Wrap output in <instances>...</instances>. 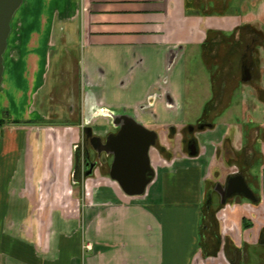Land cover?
I'll return each instance as SVG.
<instances>
[{"label": "crops", "instance_id": "0c3cea01", "mask_svg": "<svg viewBox=\"0 0 264 264\" xmlns=\"http://www.w3.org/2000/svg\"><path fill=\"white\" fill-rule=\"evenodd\" d=\"M59 44L58 69L75 68L79 79L60 85L56 120L31 103L10 119L29 123L3 127L0 264H264V0H24L5 53L6 105L16 104L25 69L50 68L47 47ZM194 48L219 68L197 118L213 125L191 134V155L179 142L194 124L184 101ZM249 48L261 73L247 82ZM100 109L135 117L167 151L157 140L150 148L141 195L126 194L109 170L75 177L84 128L109 127ZM236 174L256 200L223 201L214 186Z\"/></svg>", "mask_w": 264, "mask_h": 264}, {"label": "rangeland", "instance_id": "374dc122", "mask_svg": "<svg viewBox=\"0 0 264 264\" xmlns=\"http://www.w3.org/2000/svg\"><path fill=\"white\" fill-rule=\"evenodd\" d=\"M13 45L15 44L12 43V48ZM52 46L47 47V48H52L50 49L52 50V59L50 62V68L47 67L45 70L42 71L41 74L36 69V66L32 69L31 68L25 69V73H24L25 78L23 79L24 81L19 86L14 87L15 90L14 91L15 93L13 92L14 94H17L16 92L17 89L20 90L18 93L19 95V97L17 98L18 100H16L17 101L16 104L13 105L12 104L6 105L4 100V94H5L4 92L8 89V84H9L8 77L11 73L10 63L8 62V70H7L8 72L6 74L5 81L3 80V84L0 89V119L4 121V125L0 128V139L4 137L3 127L7 125V121H9V123L10 121L14 123L13 120L10 119H13L16 113L26 114L31 103H32L31 105L32 108L33 106H35L36 108L43 109V107H45L46 105V108L48 109V112L51 115L50 118L52 120H54L55 118L54 115L56 114L55 113L57 111L56 109H60L61 105L64 103L66 97H62L58 99L57 102L54 100L52 101L49 98L50 97L54 98L52 96H56V94H58V90H61L60 83L64 84L66 82L68 83L69 81L71 82L70 73L71 71L73 72V68L71 69V71L69 70L70 68L62 69L61 71H59L58 74L59 80L57 79V85L55 84L56 82L55 74L57 73L59 68L58 56H59V51L62 49V46H60V44L54 47ZM15 50L18 51L19 48H16ZM10 52L13 54V49H11ZM73 52L75 55H78L79 47L78 48L73 47ZM202 57L203 56L200 50L194 48L186 62L187 91L184 101H185V110L187 115L185 120L188 123H195L197 121V118L201 116L203 112L205 104L207 103V101H209L212 98V91H211L212 85L210 82L211 69L205 63ZM34 65H37V63ZM40 76H41V82H40ZM39 83H41L40 86H38ZM53 83L56 85L55 89L53 87ZM37 87H40L41 89L36 90ZM59 96H61L60 93ZM237 98L239 99V93H235L232 103H233V110H235V114L239 115L240 114L238 110L239 108L238 106L236 107ZM40 101L43 102L41 103V105H40ZM19 120L22 121L21 122L22 124H24V121H28L25 118ZM42 139L44 140V137ZM41 143H43V141ZM15 192L17 191L15 190ZM6 222L7 225L9 226V229L15 227L16 222L15 220H13L11 216L7 219Z\"/></svg>", "mask_w": 264, "mask_h": 264}, {"label": "water", "instance_id": "95a60500", "mask_svg": "<svg viewBox=\"0 0 264 264\" xmlns=\"http://www.w3.org/2000/svg\"><path fill=\"white\" fill-rule=\"evenodd\" d=\"M23 3L24 0H0V89L4 80L5 53L12 31V21ZM131 134L135 136L132 137ZM157 136L155 131L149 130L143 124L128 120L111 142L110 153L113 154V162L110 177L118 182L126 194L141 195L151 182L153 169L149 151L155 146ZM193 147L194 149L190 150L191 155L197 153L196 145ZM236 194L256 200L242 174H236L229 179L226 190L222 193L223 201Z\"/></svg>", "mask_w": 264, "mask_h": 264}, {"label": "flooded vegetation", "instance_id": "af4514ba", "mask_svg": "<svg viewBox=\"0 0 264 264\" xmlns=\"http://www.w3.org/2000/svg\"><path fill=\"white\" fill-rule=\"evenodd\" d=\"M254 51H255V48H249V50L245 51L242 55L241 78L247 82L253 81L255 78L259 77L261 73L258 67V63H257ZM209 62L206 64L208 66L210 65V69L212 71L211 76L215 74L218 75L217 73H218L219 66L217 67V64H216L215 69H213V63L211 65V63ZM61 70L58 69L57 73L55 74V79H56L55 84L56 85H57V79L59 77L58 74H59V71ZM73 71L74 72L71 71L70 73V76L72 78V79L70 78V80L74 82L76 79H79L78 78L79 76L77 75L75 76V72H76L75 68ZM79 72H80V68H79ZM55 84L53 83L54 89L56 87ZM72 92H73L72 94L74 95L75 88L72 89ZM49 99H51L52 101L54 100V98H51V97ZM102 110L103 109H100L97 112V114L103 115L109 119V125H108L109 127L106 130L100 129L99 131L97 129L95 130V128L92 127L91 125H87L84 128L83 139L80 141V143L78 142L79 144L76 146L78 148L76 150V157H75L76 159V165L74 169L75 177L81 176L82 173L84 174L93 173L94 167H97L102 172L106 170L110 171L107 164L110 158L113 159V154L110 153L111 142L113 141L115 136H117L118 133L122 130L123 126L126 125L128 120H134L135 122H137L135 117L125 112H121L117 110H110V109H106L103 111ZM211 125H213V122H206L202 120L201 121L197 120L196 123L191 124V125L187 124L183 128V137L182 139H180L179 145H182L183 149L190 152L191 149H194L193 147L194 144L197 147V142L194 138L191 137V134L201 129H205L206 127H210ZM173 128H174L173 126H168V129L170 130ZM134 134L136 135V133ZM134 134H131V136L134 137L135 136ZM80 144L82 145V148L80 147ZM159 144L160 143H158V140H157V145ZM161 149L163 150L162 153L167 152L165 150V147L161 146ZM214 188L221 193H223L226 190V188L224 186H221L220 184L214 186Z\"/></svg>", "mask_w": 264, "mask_h": 264}, {"label": "trees", "instance_id": "16d2710c", "mask_svg": "<svg viewBox=\"0 0 264 264\" xmlns=\"http://www.w3.org/2000/svg\"><path fill=\"white\" fill-rule=\"evenodd\" d=\"M14 123H21L22 121L20 120H14ZM30 121H24V123H29ZM4 125V121L0 119V128Z\"/></svg>", "mask_w": 264, "mask_h": 264}]
</instances>
